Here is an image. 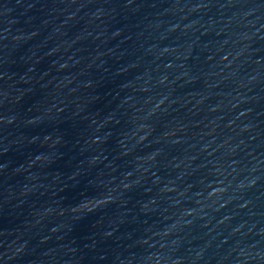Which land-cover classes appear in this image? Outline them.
Here are the masks:
<instances>
[{
    "label": "water",
    "instance_id": "95a60500",
    "mask_svg": "<svg viewBox=\"0 0 264 264\" xmlns=\"http://www.w3.org/2000/svg\"><path fill=\"white\" fill-rule=\"evenodd\" d=\"M0 264H264V0H0Z\"/></svg>",
    "mask_w": 264,
    "mask_h": 264
}]
</instances>
